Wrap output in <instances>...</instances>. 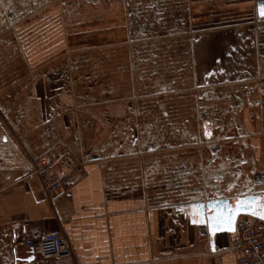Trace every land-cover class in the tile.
<instances>
[{
	"label": "rangeland",
	"instance_id": "obj_1",
	"mask_svg": "<svg viewBox=\"0 0 264 264\" xmlns=\"http://www.w3.org/2000/svg\"><path fill=\"white\" fill-rule=\"evenodd\" d=\"M260 1L0 0V154L56 135L114 194L236 198L264 175Z\"/></svg>",
	"mask_w": 264,
	"mask_h": 264
},
{
	"label": "crops",
	"instance_id": "obj_2",
	"mask_svg": "<svg viewBox=\"0 0 264 264\" xmlns=\"http://www.w3.org/2000/svg\"><path fill=\"white\" fill-rule=\"evenodd\" d=\"M255 148L257 158L264 161L261 138ZM4 153L0 154V224L6 232V250L13 252L7 257L10 264H22L30 257L26 247H14L15 234L41 227L71 242V257L59 264H236L235 233L210 236L202 216L194 215V210L200 212L196 207L155 206L147 194H114L106 189L102 166L95 161L73 171L69 190L54 207L38 180L18 177L19 151ZM261 167L264 174V164ZM255 182L264 187V175ZM33 261L50 264L41 258Z\"/></svg>",
	"mask_w": 264,
	"mask_h": 264
},
{
	"label": "built area",
	"instance_id": "obj_3",
	"mask_svg": "<svg viewBox=\"0 0 264 264\" xmlns=\"http://www.w3.org/2000/svg\"><path fill=\"white\" fill-rule=\"evenodd\" d=\"M0 141L2 147L11 144L7 134L0 135ZM75 148V145L59 139L56 135L48 137L34 149L24 144L23 148L18 150L22 156L21 173L18 177L38 180L55 207L57 200L69 190L73 171L92 158L87 153H77ZM11 164H15L13 159ZM254 170H257V167ZM248 181L245 180L241 191H235L232 197L264 194V187L256 183L249 186ZM233 187L234 184L228 189L231 190ZM226 196L228 195L217 197ZM234 233L238 238V243L233 248L236 253V264H264V219L255 215L240 214L235 222ZM15 235L17 239L14 247H26L29 255H33L35 259L41 258L50 264H59L72 255L70 240L57 231H47L41 227L29 234ZM24 264H34V261Z\"/></svg>",
	"mask_w": 264,
	"mask_h": 264
},
{
	"label": "water",
	"instance_id": "obj_4",
	"mask_svg": "<svg viewBox=\"0 0 264 264\" xmlns=\"http://www.w3.org/2000/svg\"><path fill=\"white\" fill-rule=\"evenodd\" d=\"M261 2L262 1H260L257 4V14H258V17L260 19H264V17H261L260 14H259V5L261 4ZM252 198H256L254 205L251 206L253 208V210H256L258 212L259 211H264V209H259L257 207L259 204L264 203V195H254V194L240 196V197H236L234 199H231V197H229V196L210 198V199H208L206 201H199V202L194 203L192 205V208L196 207V209H199L200 212L203 213L202 223L207 226V230H208V233H209L210 236H212L215 233L220 232V231H225V232L232 233V232H234L235 222H236V219H237L238 215H240V214H250V215H252L251 211L242 210V211H240L239 213H237L236 215L233 216L231 225H229L228 223L224 222V223L220 224L218 229H212V230H210V221L208 220V217L216 215V213L218 211H223L225 213V215H227L228 214V210L230 208L234 207V205H235V203H236V201L238 199H240V200H244V199L251 200ZM255 216H258V217L261 218L260 215H255ZM33 260H34V256L32 255L26 261L27 262H32Z\"/></svg>",
	"mask_w": 264,
	"mask_h": 264
},
{
	"label": "snow or ice",
	"instance_id": "obj_5",
	"mask_svg": "<svg viewBox=\"0 0 264 264\" xmlns=\"http://www.w3.org/2000/svg\"><path fill=\"white\" fill-rule=\"evenodd\" d=\"M259 14L261 17H264V0H262L261 4L259 5ZM255 199L256 198H252L251 200H248V199L240 200V199H238L236 201L234 207L230 208L228 210L227 215H225V213L223 211H218L216 213V215L209 216L208 220L210 221V230L218 229L220 224L224 223V222L231 225L233 216L242 210L251 211L252 215H260L261 218H264V211L258 212L256 210H253V208L251 207L252 205H254ZM257 207L259 209H264V203L259 204ZM194 215L203 216V213L199 212L198 210H194ZM197 222H200V221L193 219V223H197Z\"/></svg>",
	"mask_w": 264,
	"mask_h": 264
},
{
	"label": "bare ground",
	"instance_id": "obj_6",
	"mask_svg": "<svg viewBox=\"0 0 264 264\" xmlns=\"http://www.w3.org/2000/svg\"><path fill=\"white\" fill-rule=\"evenodd\" d=\"M234 229H235V227H234Z\"/></svg>",
	"mask_w": 264,
	"mask_h": 264
}]
</instances>
